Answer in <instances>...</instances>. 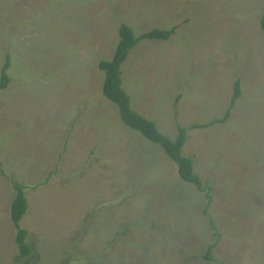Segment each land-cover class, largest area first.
<instances>
[{"label": "rangeland", "instance_id": "374dc122", "mask_svg": "<svg viewBox=\"0 0 264 264\" xmlns=\"http://www.w3.org/2000/svg\"><path fill=\"white\" fill-rule=\"evenodd\" d=\"M262 10L264 0H0V264H264ZM120 24L135 36L174 29L129 50L121 88L163 135L195 126L181 153L208 201L101 93L97 62ZM11 179L25 186L23 257Z\"/></svg>", "mask_w": 264, "mask_h": 264}, {"label": "trees", "instance_id": "16d2710c", "mask_svg": "<svg viewBox=\"0 0 264 264\" xmlns=\"http://www.w3.org/2000/svg\"><path fill=\"white\" fill-rule=\"evenodd\" d=\"M259 26L264 38V10L261 11L259 17ZM173 31V28H169L167 30L153 28L147 32H143L138 36H135L128 26L120 24L117 29L118 39L110 59L99 60L97 62V66L103 72L101 93L108 101L111 102V104L114 105L117 116L122 121V123L128 128L137 131L146 140L158 145L163 153L175 164L176 173L179 179L183 182L191 184L197 191L203 192L206 201H208L210 198V186L206 182L201 181L193 172L190 157L181 153V147L185 141L186 130L195 126L192 125L188 128L177 126L176 135L173 139L163 135L158 131L152 120L146 119L130 109L129 98L121 88L119 66L125 60L129 50L132 49L138 41L143 39L166 40L173 33ZM8 66L9 59L6 56L0 68V89L6 87L9 82V77L6 73ZM239 93L240 90L238 81H234L229 99V106L226 111L223 112L221 116L222 118L218 121L221 122L227 118L226 116L229 108L233 104L235 98L239 96ZM213 122H215V120H211L209 123L204 124V126L210 125ZM10 181L14 194L9 204V219L15 229L14 241L19 252V255L17 256L23 257L30 253V248L25 241V230L18 226V221L23 216L27 206L23 192L25 186L15 182L12 179ZM44 182L45 181L42 183ZM202 213L207 217L209 227L215 232V226L211 217L204 209ZM126 231L127 229L125 228L115 233L111 239V242H113L119 235L124 234ZM216 242L217 240L214 239L206 246L205 252L201 255L203 259L209 261L214 260L210 250L216 245Z\"/></svg>", "mask_w": 264, "mask_h": 264}]
</instances>
